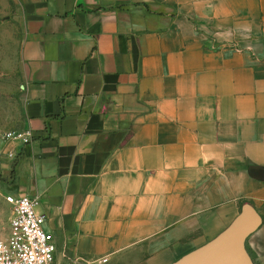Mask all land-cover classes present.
I'll list each match as a JSON object with an SVG mask.
<instances>
[{
	"label": "crops",
	"instance_id": "0c3cea01",
	"mask_svg": "<svg viewBox=\"0 0 264 264\" xmlns=\"http://www.w3.org/2000/svg\"><path fill=\"white\" fill-rule=\"evenodd\" d=\"M12 193L56 257L172 264L250 203L264 264V0H13ZM106 259V261H104Z\"/></svg>",
	"mask_w": 264,
	"mask_h": 264
},
{
	"label": "rangeland",
	"instance_id": "374dc122",
	"mask_svg": "<svg viewBox=\"0 0 264 264\" xmlns=\"http://www.w3.org/2000/svg\"><path fill=\"white\" fill-rule=\"evenodd\" d=\"M13 0H0V236L9 224L10 206L5 195L12 193L14 160L18 154L9 134L22 131L23 100L17 72L20 33L13 19ZM54 264H73L66 257H56Z\"/></svg>",
	"mask_w": 264,
	"mask_h": 264
},
{
	"label": "built area",
	"instance_id": "2783aa9c",
	"mask_svg": "<svg viewBox=\"0 0 264 264\" xmlns=\"http://www.w3.org/2000/svg\"><path fill=\"white\" fill-rule=\"evenodd\" d=\"M9 138L23 145L32 140V133L23 129L10 133ZM5 202L11 214L8 229L0 236V264H54L56 245L53 235L44 227L45 215L37 210L38 199L8 193Z\"/></svg>",
	"mask_w": 264,
	"mask_h": 264
},
{
	"label": "water",
	"instance_id": "95a60500",
	"mask_svg": "<svg viewBox=\"0 0 264 264\" xmlns=\"http://www.w3.org/2000/svg\"><path fill=\"white\" fill-rule=\"evenodd\" d=\"M261 223L258 211L250 203H245L239 214L215 238L172 264H255L245 241Z\"/></svg>",
	"mask_w": 264,
	"mask_h": 264
}]
</instances>
